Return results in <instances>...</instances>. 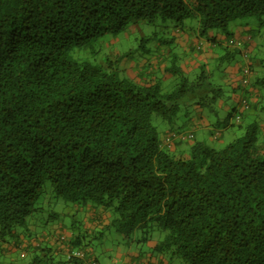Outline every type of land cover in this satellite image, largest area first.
<instances>
[{
	"label": "trees",
	"instance_id": "trees-1",
	"mask_svg": "<svg viewBox=\"0 0 264 264\" xmlns=\"http://www.w3.org/2000/svg\"><path fill=\"white\" fill-rule=\"evenodd\" d=\"M262 16L264 0H0V264H86L69 258L89 257L85 237L67 241L64 226L151 243L169 264H264V54L253 28L244 45L230 30ZM138 23L165 32L141 34L140 57L188 28L217 46L215 56L190 79L173 46L144 82L122 74L132 50L98 63L103 39ZM244 60L227 82L226 68ZM195 119L216 140L221 125L244 132L221 149L197 138L165 144ZM89 210L102 219L91 233L76 218ZM43 235H57L67 260L41 248Z\"/></svg>",
	"mask_w": 264,
	"mask_h": 264
},
{
	"label": "crops",
	"instance_id": "crops-1",
	"mask_svg": "<svg viewBox=\"0 0 264 264\" xmlns=\"http://www.w3.org/2000/svg\"><path fill=\"white\" fill-rule=\"evenodd\" d=\"M251 29L252 28L249 25L242 28L241 30L242 32L236 29L237 34L235 35V38L242 41L243 45L246 44L248 39H250L249 35H247V32H249ZM175 36L177 37V40L176 42L174 41L171 46L169 43L162 44V43L155 42V46L151 54L145 57H139L138 62H134L130 60L125 61L123 68L127 70V72H130L129 76L133 78L135 81L144 82L146 80L151 79L152 76L164 65V61H166L170 57L171 52L173 51L172 50L173 46L177 47V50L181 49L183 54H185L182 64L188 73L195 71V68L197 67L198 62L210 60L215 56L217 46L212 44L206 38L198 37L194 29L188 28L187 31L185 32L177 31L175 33ZM253 41H254L253 45H255L256 41L255 40ZM244 66H245V60L238 64L229 65L225 70V73L227 74L226 75L227 78H225V80L227 82L228 81L230 82L232 80L231 77L234 78V77L239 76L240 70L244 68ZM250 92H251L250 95H251L252 101L253 103H255L257 101L258 91L252 90ZM225 109L227 110L228 106H226ZM194 124H195L194 126H198L199 129L203 130L204 137H209L211 140H216L214 138V135L212 134V130H213L212 128H209L208 126L206 127L201 126L198 120L196 119L194 121ZM189 132L192 133V137L189 140L192 141L193 139L197 138L196 132L192 130H189ZM262 139L263 141H262L261 148L264 151V136ZM173 149L175 150L176 147ZM67 212L70 213V209ZM81 214L83 215V220L86 221L85 231L89 230V233H91V230H94L98 226V224L102 222V219L100 218V214L97 211L89 210L87 212H82ZM75 231L76 230L74 229H72L71 231L67 226H64V228L59 229L57 233H61L62 234L61 236L64 237L67 241H71L75 237L89 236V235H86V236L77 235L78 232L77 231L75 232ZM93 236L94 235H92V238ZM111 236L112 235L105 236L107 241L109 237L112 238ZM39 238H40V243L42 246L41 248H45L46 246L50 247L51 249L50 254H54L56 261L63 259L60 257V255H62V257L65 256L63 261H65V259L67 260L66 255L68 253L67 251L68 248L62 245V249H65V250L63 252L59 250L61 249V245L57 243V235H43V236H39ZM146 245L149 246V247L147 246L150 249L149 252H144L141 249L139 251H135L136 249H134L132 246V247H129L124 252L119 253L118 255L120 257L116 258L113 264L117 263V261H118V264H169V261L165 258H156L157 261L154 262V259H153L154 256L151 250L152 244L146 243ZM91 248L92 247H90V245L87 246V251L89 253H91V251H94ZM102 253L104 254V256H106L109 254V251H106V252L102 251ZM43 254L44 252L42 253V255ZM21 256L26 259L30 258V255L28 252H22ZM92 256L91 258L97 260L98 264H102L99 261L98 257L94 258V256L93 257ZM6 261H9V260H6ZM64 264H76V263L65 262Z\"/></svg>",
	"mask_w": 264,
	"mask_h": 264
},
{
	"label": "rangeland",
	"instance_id": "rangeland-1",
	"mask_svg": "<svg viewBox=\"0 0 264 264\" xmlns=\"http://www.w3.org/2000/svg\"><path fill=\"white\" fill-rule=\"evenodd\" d=\"M237 23H242V24H240V26L238 27L233 26V25H237ZM247 24L251 28H253L254 32L257 34L256 37H257V40L259 41L260 47L259 49L256 50V53L258 52V54H264V16L250 17V18H246L243 20H238L237 22L231 24L232 26H230V30L236 35L237 34L236 29L241 31L242 28L246 27ZM141 34L143 36L149 35V36H154L155 38L161 39L162 37H164L165 32H164L163 27L149 26V25H146L145 23H138L137 25H134V28L132 29L130 28V30H127V32L121 33L116 36L108 35L107 37L103 39V42L101 43L103 45V48L99 56L97 57L98 63H103L104 66H107L108 61L109 62L110 61L113 62L114 60L116 61L117 59H119V56L122 53L129 52L130 50H132V53H134L129 58L130 61L138 62L140 56H139V53L137 51L135 52L134 50L138 49L140 45ZM148 46L150 47L151 43ZM178 53L183 54L181 49L178 50ZM184 55L185 54H183V56ZM236 57L238 59L241 58L240 54H238ZM123 65H124V61L120 63L121 68L123 67ZM197 72L190 73L189 74L190 79H193L196 76ZM122 74L123 75L125 74L124 76H129L130 72H127L126 70V72ZM214 80L216 83H220V84L223 81V79L221 78V73L218 72V70L214 72ZM222 84L227 85V83H222ZM228 86L230 87L229 84ZM163 87L165 91H171L174 88V86L169 85L168 83H165ZM203 112H204L203 116H205V119H207L208 118L207 116L209 115L208 111L204 110ZM210 116L212 117V120L216 121L214 115L211 114ZM226 116H227V113H225V111H220L219 117H220L221 122L226 118ZM155 123L161 128L165 127L166 125L160 117H158V119L155 120ZM217 129L221 132V138L219 140H211L209 137H204L203 130L199 129L198 126H194L193 121L184 127V130L186 132H188L189 130L196 132V136L198 140L205 139V141L207 142L209 146L216 148V149H221L225 147L229 142H231L235 138L240 137L244 132L243 129L237 124L228 126L227 128L221 125ZM76 218L78 221L83 219L81 215H77ZM69 221H71L70 218L65 219L66 223ZM106 235L107 236L112 235L111 236L112 238L109 237L107 241L106 237H104L103 240L97 239V238L94 239L92 238V235L85 237L84 239L86 241L84 242V244L81 245V247H79V249H84V248L86 249L87 247L85 245L87 244L90 245V243H92L90 247H92L91 249H93L94 251H91V253L87 252V254L89 257H91L92 255L94 256V258L98 257L99 261L102 264H113L116 258L120 257L118 255L119 253L124 252L125 250H127L129 247H132V246L134 249H136L135 251H139L141 249L144 252H149L150 250L148 248L149 246L146 245L145 243L139 244V243H135V241H132V242L124 241L121 239V237H119V235H117L113 231H108ZM135 235L138 236V235H141V233L138 232ZM152 235H153L154 241H159L163 239L165 234L159 231H155L152 233ZM102 251H105V252L109 251V254L104 256ZM88 258L84 256V260L91 261ZM153 259H154V262L157 261L155 257ZM63 260H64V257H63ZM115 264H118V261Z\"/></svg>",
	"mask_w": 264,
	"mask_h": 264
},
{
	"label": "built area",
	"instance_id": "built-area-1",
	"mask_svg": "<svg viewBox=\"0 0 264 264\" xmlns=\"http://www.w3.org/2000/svg\"><path fill=\"white\" fill-rule=\"evenodd\" d=\"M191 137H192V134L188 132H185V133L174 132L170 134L168 137H166L165 144H170L172 141L178 140V139L187 140L188 138H191ZM69 258L84 259V254L79 251H74L73 253L70 254ZM86 264H97V263L93 261H86Z\"/></svg>",
	"mask_w": 264,
	"mask_h": 264
}]
</instances>
